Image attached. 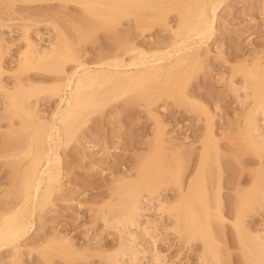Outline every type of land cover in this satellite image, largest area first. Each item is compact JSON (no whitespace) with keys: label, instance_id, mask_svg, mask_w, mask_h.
<instances>
[{"label":"rangeland","instance_id":"obj_1","mask_svg":"<svg viewBox=\"0 0 264 264\" xmlns=\"http://www.w3.org/2000/svg\"><path fill=\"white\" fill-rule=\"evenodd\" d=\"M205 1L147 0L119 20L101 2L87 7L81 0H0V221L22 203L31 122H51L60 100L50 91L76 61L93 68L108 59L132 60L135 50L167 49L180 12ZM54 28L74 55L33 67L28 41L44 48L55 38ZM202 47L189 68L162 88L147 87L83 116L74 138L57 151L59 187L34 214L33 231L0 251V264H111L121 243L111 223L131 193L153 201L146 216L158 229L157 251L169 263L199 264L202 243L174 232L185 207L205 221L198 193L211 209L217 264H246L235 225L264 236V206L244 205L255 181L264 178V151L255 152L245 134L257 98L243 106L239 99L244 87L264 94V0H225L215 34ZM12 94L30 95L33 119L8 107ZM158 199L165 204L161 212Z\"/></svg>","mask_w":264,"mask_h":264},{"label":"bare ground","instance_id":"obj_2","mask_svg":"<svg viewBox=\"0 0 264 264\" xmlns=\"http://www.w3.org/2000/svg\"><path fill=\"white\" fill-rule=\"evenodd\" d=\"M146 1L81 0L87 7H90L91 3L101 2L106 11L120 16L119 20L143 8ZM224 1L206 0L198 7L193 4L187 6L180 12L176 28H170L173 44L167 49L151 53L135 50L133 53L136 55L132 60L108 59L97 64V67L93 65L96 70L80 60L76 61L75 70L66 74L64 82L50 91V94L60 100L51 122L45 126H37L31 122L32 135L28 151L24 154L27 163L21 170L22 203L0 221V251L20 242L33 231L36 225L33 221L34 214L46 205L60 185L61 160L57 151L74 138L83 116L108 102L139 93L147 87L162 88L174 73L189 68L193 57L197 58L199 55L201 46L204 47L215 34L218 11ZM54 32L55 38L48 39L44 48L28 41V48L33 51V61L30 62L33 67L41 69L53 58H62L66 54L67 57L68 54L74 55L64 42V37L57 32V28H54ZM239 91L240 89L237 90L238 93ZM242 91L243 96L241 93L242 97L239 99L241 106L251 97L257 98L251 117L246 121L245 134L250 147L259 153L264 151V129L259 119L264 118V94L261 89L255 88H252L251 94L245 87ZM29 97L30 95L12 94L8 98V107L24 119H33L34 110L26 105ZM217 165L219 166L218 160ZM218 187L216 205L220 211V181ZM149 193L153 196L155 190L150 188ZM196 195L202 200L201 208L205 221L199 220L193 208L185 207L184 214L177 219L180 223L178 229L173 230L189 242L202 243L204 251L199 258V264H217L211 244V209L201 194ZM156 203L157 212L165 209L161 199L156 200ZM244 205L247 209H263L264 178L255 181L253 189L244 199ZM151 206L153 201L141 197L139 193L128 194L119 205L122 214L117 221L111 223V227L119 233L121 243L110 258L111 264H171L157 251L156 244L160 239L158 229L146 216ZM235 229L245 263L264 264V236L251 234L242 223H237Z\"/></svg>","mask_w":264,"mask_h":264}]
</instances>
